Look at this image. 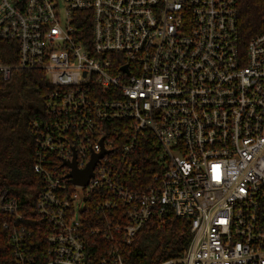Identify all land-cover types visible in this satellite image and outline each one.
I'll list each match as a JSON object with an SVG mask.
<instances>
[{
  "label": "built area",
  "instance_id": "obj_1",
  "mask_svg": "<svg viewBox=\"0 0 264 264\" xmlns=\"http://www.w3.org/2000/svg\"><path fill=\"white\" fill-rule=\"evenodd\" d=\"M0 41L17 45L5 80L42 70L51 85L33 168L52 227L30 258L2 189L0 264H90L86 235L111 243L99 264H123L118 247L166 209L191 239L161 264H264V32L241 41L236 0H0ZM148 140L153 174L135 189ZM101 153L87 186L72 184L64 162L82 171ZM91 196L102 219L85 229Z\"/></svg>",
  "mask_w": 264,
  "mask_h": 264
},
{
  "label": "trees",
  "instance_id": "obj_2",
  "mask_svg": "<svg viewBox=\"0 0 264 264\" xmlns=\"http://www.w3.org/2000/svg\"><path fill=\"white\" fill-rule=\"evenodd\" d=\"M238 29L244 43L250 37L264 32V0H236ZM84 44L90 36L91 22H79ZM18 62L17 45L13 41H0V64L15 66ZM51 91V85L44 71H12L8 80L0 73V191L7 189L11 198H15L24 218L26 251L38 259L46 249V239L52 227L36 213V199L43 184L34 171L36 163V139L39 130L34 123L42 124L46 107L45 98ZM152 140L143 142L137 148L136 164L140 171L135 175L137 182H129L132 188H143L149 183L152 172ZM45 165V163H44ZM43 165V166H44ZM137 184V185H136ZM88 208L84 213V227L89 229L102 219L95 214L91 206L97 199H86ZM0 215V238L3 235ZM191 239L190 225L187 220L176 218L171 210L162 215L155 213L134 240L120 245L119 255L123 264H161L168 259L179 258L187 249ZM1 248H5L2 241ZM111 243L102 236L85 237V249L90 264H99L106 258Z\"/></svg>",
  "mask_w": 264,
  "mask_h": 264
},
{
  "label": "water",
  "instance_id": "obj_3",
  "mask_svg": "<svg viewBox=\"0 0 264 264\" xmlns=\"http://www.w3.org/2000/svg\"><path fill=\"white\" fill-rule=\"evenodd\" d=\"M125 70V67H124ZM104 153H101L97 156H94L91 161L88 163V165L86 166V168L82 171L77 170V168L75 167V161L73 159V161L71 163H68L67 161L64 162V165L70 167L72 170L71 172L68 174V178L70 180V182L74 185H81V186H87V182L89 180V178H91L93 176L92 172L94 170V165L97 162V160H99Z\"/></svg>",
  "mask_w": 264,
  "mask_h": 264
}]
</instances>
